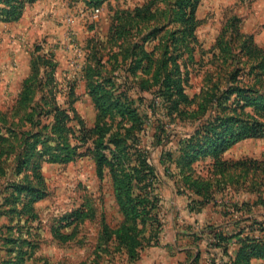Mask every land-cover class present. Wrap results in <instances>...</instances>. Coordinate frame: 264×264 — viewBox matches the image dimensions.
<instances>
[{
	"label": "trees",
	"instance_id": "obj_1",
	"mask_svg": "<svg viewBox=\"0 0 264 264\" xmlns=\"http://www.w3.org/2000/svg\"><path fill=\"white\" fill-rule=\"evenodd\" d=\"M35 1L0 0L3 4L0 5V20H18L26 5ZM105 1L86 0V4L96 8ZM201 2L148 0L144 5L114 13L106 39L109 52L92 54L94 63L86 64L81 77L96 109L94 127L77 131L71 125L72 106L65 108L56 102L55 107L45 115L50 117L43 126L45 132L25 133V158L19 163L17 172L22 173L35 158L33 172L43 186L36 189L29 185L26 188L32 194L27 203L29 212H34V204L47 196V192L43 191L44 179L36 157H46L51 162L75 161L83 156L81 150L90 141L92 133L97 137L98 173L102 176L103 169L110 168L116 201L124 218L118 228H112L103 218L104 236L115 234V241L126 251L128 261L139 260L141 250L158 244L164 226L160 214L161 177L152 162L149 147L144 146L142 140L144 135L149 134L157 140L151 139L153 145H161V136L166 134L169 125L165 118H170L172 122L176 119L191 122L196 126L193 132L178 142L182 170L179 174L181 181L176 179V182L179 193L188 196L191 211H201L208 204H215L217 193H224L230 187L238 191L242 186L240 182L247 179L249 170L254 166L263 165L264 171V159L231 161L222 158L237 143L264 137V46H259L252 35L240 32L239 18L228 20L211 50L213 62L219 65L223 76L211 88L204 90L202 87L194 96L187 92L191 73L188 64L183 67L182 61L187 57L188 62L194 63V54L202 47L197 35L201 23L197 11ZM161 3L166 4L165 10L160 9ZM159 13L165 22L158 24ZM159 35V46L150 49L148 44ZM99 39L90 40L92 47L95 42L102 44ZM40 60H45L54 69L53 59L42 55ZM39 72V69H33L24 81L20 102L25 107L30 106L36 92L44 88L41 83L44 77ZM224 84L225 87H222ZM133 90L137 93L149 91L155 95L152 102L164 108L165 118L151 121L146 110L148 105L139 107ZM74 91V86L70 85L67 94L74 96ZM31 111L34 112L32 107ZM209 111L214 115L210 114L204 120ZM39 117L38 123L42 119L41 115ZM148 128H152L153 133L150 134ZM0 140L7 139L0 137ZM109 146L115 147L110 149ZM133 156L134 159L131 158ZM167 156L173 159L171 152ZM207 157L213 159L208 171L216 179L201 171L196 172L193 166L199 159ZM163 161L162 156L161 163ZM240 168L244 172L241 170L240 174L228 178L229 171ZM165 174L172 176L170 166L165 168ZM234 206L235 213L243 217L227 223L230 231L226 232L222 225L207 224L193 231L190 237L197 242L208 235V246L222 248L223 254L228 257L222 263L211 258L209 264H253L254 259L264 262V222L254 219L251 214L241 215L243 209L239 203ZM92 216V213L81 209L71 214L74 221ZM61 237L68 239L69 235ZM233 239L235 250L231 254L230 242ZM193 256L186 264H200L201 253Z\"/></svg>",
	"mask_w": 264,
	"mask_h": 264
},
{
	"label": "rangeland",
	"instance_id": "obj_2",
	"mask_svg": "<svg viewBox=\"0 0 264 264\" xmlns=\"http://www.w3.org/2000/svg\"><path fill=\"white\" fill-rule=\"evenodd\" d=\"M230 1L203 0L201 4L198 12L201 23L197 35L202 47L196 50L194 63L188 62L187 57L182 61L183 67L188 64L191 73L190 85L187 87L190 96H194L202 87L204 90L211 88L223 76L224 72L213 62L211 50L216 43V36L230 19L229 13L233 6ZM147 2L106 0L103 5L96 7L100 12L94 17V8L88 6L86 0H36L26 5L29 8L24 9L18 20H0V137L7 139L0 140V153H3L0 160V264H131L126 251L115 241V234L104 236L103 218L112 228H118L124 218L116 201L110 168L105 167L102 176L98 173L97 137L94 134L91 133L90 141L81 150L83 156L75 161L51 162L46 157H36L44 179L43 191L47 192V196L34 204V212L27 210L32 194L26 188L29 185L36 189L43 188L32 168L36 159L33 158L22 173L18 174L17 171L19 163L25 158V133L45 132L43 126L50 120L45 115L55 107L56 102L65 108L72 106L71 125L77 131L94 127L96 109L81 79L83 69L86 64L94 63L92 54L109 52L106 39L114 13ZM159 5L162 10L167 7L163 3ZM158 16V24L165 22L160 13ZM160 37L148 44L150 49L159 46ZM94 38H100L102 44L95 42L92 47L90 40ZM42 55L46 59H53L54 69L45 60H40ZM35 68L44 77L41 82L44 88L36 92L28 108L21 105L20 94L25 79ZM70 85L75 88L74 96L67 94ZM60 89L62 91H58ZM132 94L139 107L148 105L146 110L151 121L165 118L164 108L153 104L155 95L151 92L137 93L133 90ZM43 95L45 97L42 99ZM210 114L214 115V112L209 111L203 119L206 120ZM40 115L42 119L38 123ZM169 119L165 118L169 125L166 134L161 136V145H153L149 134L143 136L142 143L149 147L152 162L161 177L159 192L164 201L160 212L168 227L163 235V246L156 249L153 255L159 258L165 253L168 264H175V256L183 257L180 248L186 246L189 240L185 233L179 232H187L189 226L197 231L217 220L212 208L198 217H191L187 212V197L179 193L176 182V179L181 181L179 174L182 170L178 142L193 132L196 126L191 122L185 123L178 119L172 122ZM148 129L150 134L153 133L152 128ZM109 147L114 149L115 146ZM170 152L171 160L167 156ZM162 156L164 161L161 163ZM131 158L134 159V156ZM222 158L231 161L263 160L264 137L245 139L229 149ZM212 163L213 159L207 157L199 159L193 166L196 172L201 171L216 179L208 171ZM167 166H170L172 176L165 174ZM262 167L254 166V169L249 170L247 179L240 182L242 186L238 191L230 187L224 193H217L214 205L229 215V224L243 217L235 213V203L242 206L241 215L251 214L254 219L264 222ZM241 170L244 172L241 168L229 171L228 178L240 174ZM77 209L92 213L93 216L74 221L71 214ZM245 225L248 224L245 222ZM61 235H69V238L63 239ZM253 264L264 262L254 259Z\"/></svg>",
	"mask_w": 264,
	"mask_h": 264
},
{
	"label": "crops",
	"instance_id": "obj_3",
	"mask_svg": "<svg viewBox=\"0 0 264 264\" xmlns=\"http://www.w3.org/2000/svg\"><path fill=\"white\" fill-rule=\"evenodd\" d=\"M230 2L233 6L230 9L229 18H232V17L239 18L240 32L243 34L252 35L253 38L255 39V42L259 46H264V0H231ZM201 4L197 11V15H198V12L200 11ZM25 13H26V10H25ZM30 31H33V30L31 29ZM220 33L221 32L218 33L215 39L219 37ZM161 187H162V183L160 182V185H159L160 190H161ZM181 195H185L187 197V201H188L187 212L189 213L191 217H198V215H200L201 213L210 211L208 209L212 208V210H214L215 212L214 215L215 214L216 215L215 216L212 215L211 218H213L214 216V218H216L217 221H215V223L208 221L210 222L208 223V225H216V226L222 225V227L224 228L226 232L230 231V228L227 226V223H230L229 215L227 213H223L221 209L216 207L213 203L208 204L201 211H191L188 205L189 204L188 196L186 194H181ZM161 198H162L161 204H163L164 198L162 197V195H161ZM160 214L164 222V226H163V231L161 232L159 236L158 244L145 247L143 250H141V256L139 260L131 264H168L167 258L166 257L164 258L165 253H163V255L159 258L154 257L153 255V252L155 253L157 252L155 251L156 249L163 246L164 244L163 235H164L165 230H167L168 228L167 224L165 223L166 221H165L164 215H162V212H160ZM193 229L194 228L192 226H189L187 228L188 230L187 232L185 230L183 231L181 230V232H179L181 234L185 233V235L188 236L189 240L186 246L180 248V252L183 254V257L182 255H180L181 256L180 258L177 257L178 255L175 256V259H176L175 264L188 263L194 258L193 255H196L198 252L201 253V256L199 259L200 264H209L211 258H214L219 263H222L223 260L224 261L228 260V257L223 254L222 248L208 246V239H209L208 235H204L201 240L194 242V240L190 237V234L193 233ZM234 241L235 240L233 239L230 242L231 246H230L229 252L231 254L234 253V250H235ZM174 244L172 245L173 247L175 246ZM169 264H172V262Z\"/></svg>",
	"mask_w": 264,
	"mask_h": 264
},
{
	"label": "built area",
	"instance_id": "obj_4",
	"mask_svg": "<svg viewBox=\"0 0 264 264\" xmlns=\"http://www.w3.org/2000/svg\"><path fill=\"white\" fill-rule=\"evenodd\" d=\"M99 12H100V9L99 8H94V10H93V16L94 17H97Z\"/></svg>",
	"mask_w": 264,
	"mask_h": 264
}]
</instances>
